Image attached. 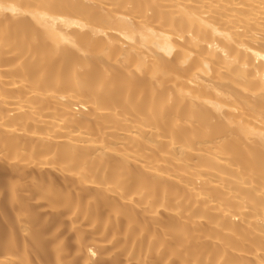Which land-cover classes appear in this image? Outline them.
<instances>
[{"label": "bare ground", "instance_id": "1", "mask_svg": "<svg viewBox=\"0 0 264 264\" xmlns=\"http://www.w3.org/2000/svg\"><path fill=\"white\" fill-rule=\"evenodd\" d=\"M0 264H264V0H0Z\"/></svg>", "mask_w": 264, "mask_h": 264}]
</instances>
